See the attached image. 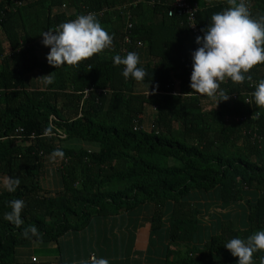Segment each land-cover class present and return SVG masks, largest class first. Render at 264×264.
Here are the masks:
<instances>
[{"label":"trees","instance_id":"trees-1","mask_svg":"<svg viewBox=\"0 0 264 264\" xmlns=\"http://www.w3.org/2000/svg\"><path fill=\"white\" fill-rule=\"evenodd\" d=\"M171 1L0 0V264H35L16 258L32 243L93 264H264V95L245 102L247 80L264 87V0H186L201 50Z\"/></svg>","mask_w":264,"mask_h":264},{"label":"built area","instance_id":"built-area-1","mask_svg":"<svg viewBox=\"0 0 264 264\" xmlns=\"http://www.w3.org/2000/svg\"><path fill=\"white\" fill-rule=\"evenodd\" d=\"M26 1V0H25ZM241 4L245 5V7L247 8L245 15L247 14V12L250 10V5L249 2L250 0H238ZM15 4L21 5L23 3V1L21 2H17L15 1ZM64 8V6H63ZM104 11L106 9H103ZM199 9L198 6L194 3H188L186 0H172L170 3V8L167 11V15L168 17H172V16H178V17H184L186 20V25L189 31V35L192 39L196 40L197 43V49L201 50L203 49L204 45H205V39L203 38L200 29L197 27V23H196V16L198 13ZM103 11L101 12H90L86 14V17L88 18H94L96 15L98 16H102ZM78 21L80 19H77ZM74 22L70 23V28L73 29L74 27ZM132 25L128 26V29H131ZM131 44H133V40L131 39V37L129 36V34H126L124 37V47L121 49L122 53L129 57V58H136L135 57V53L133 52H129L128 51V47L132 46ZM136 47H142V43L140 42H136L135 43ZM198 50H196V52L191 53L187 59V64L190 70H196L198 65L197 63L200 61L199 59V55H198ZM209 81L211 82H219L222 83L225 81V75L223 73H214V74H210L208 77ZM247 84H248V89H249V93H247V96L245 97V102L246 103H250L251 102V97L253 94L255 95H264V87L258 85L255 81L253 80H247ZM252 91V92H251ZM88 90L84 91V94L87 95L88 94ZM246 95V93H245ZM204 96H209V93L204 94ZM237 98V94H231L229 96L226 97L227 100H235ZM153 109H155V107H150L151 112L153 111ZM149 114V113H148ZM150 117V114H149ZM140 118L142 120L146 119V116H140ZM138 129V126L136 125L134 127V130L136 131ZM52 136L58 137L60 139L65 138V135L63 134V132L61 130H56V133L53 134ZM91 261H94V258L91 257L90 258ZM32 261H35V259L33 258Z\"/></svg>","mask_w":264,"mask_h":264},{"label":"crops","instance_id":"crops-1","mask_svg":"<svg viewBox=\"0 0 264 264\" xmlns=\"http://www.w3.org/2000/svg\"><path fill=\"white\" fill-rule=\"evenodd\" d=\"M43 53H45L48 56H49V54H54L55 56L57 55V52H55L53 50L48 51V52H43ZM208 101H211V100H208ZM143 230H144V232H142ZM117 231L118 230L115 228L114 232L118 233ZM148 239H149V225L146 224L144 227L140 228L136 233L135 240H134V250L145 251V249L148 245ZM74 244H76V241L74 242ZM61 245H62V243H60L58 245L52 243L51 245L47 246L44 249H38V251L35 248H32L35 246L20 247L17 249L18 251H17L16 258L19 262L28 261L30 259L32 261L33 258H36L37 260L35 261V264H93L94 261H90L91 257H94V260L96 262H98L97 258L99 257V255L97 254L95 256V250L90 251V254H88V255H87V251H85V253L83 255H81L82 257L73 253V251H72V253L69 251V256H66L63 254V252H60L58 249V246H61ZM37 254H39V255H37ZM62 257L69 258L68 262L65 261L63 263ZM104 258H105L103 260L104 263H100V264H108L107 257H104ZM110 264H112V263H110Z\"/></svg>","mask_w":264,"mask_h":264},{"label":"rangeland","instance_id":"rangeland-1","mask_svg":"<svg viewBox=\"0 0 264 264\" xmlns=\"http://www.w3.org/2000/svg\"><path fill=\"white\" fill-rule=\"evenodd\" d=\"M44 52V51H43ZM44 56H48V55H46L45 53H43L42 55L40 54V59H48V58H45ZM49 59H53V58H55L56 56L54 55V54H49ZM48 59V60H49ZM37 80H39V76H37ZM209 104V105H208ZM210 104H211V101H205V105H204V108L206 109V107H209L210 106ZM145 120V119H144ZM143 120V121H144ZM144 123H145V125H148L149 126V122H146V121H144ZM4 183H6V181L4 180V178H2L1 176H0V185L1 184H4ZM40 184H41V186H42V188L44 189V190H50L51 188H52V186H51V183H50V178H49V176L48 175H46L43 179H41V182H40ZM142 232H144V230L142 231ZM28 247H32V246H35V247H32V248H35L37 251H38V249H44V248H46L47 246H49V245H47V244H45V243H32V244H30V245H27ZM37 255H39V254H37Z\"/></svg>","mask_w":264,"mask_h":264},{"label":"clouds","instance_id":"clouds-1","mask_svg":"<svg viewBox=\"0 0 264 264\" xmlns=\"http://www.w3.org/2000/svg\"><path fill=\"white\" fill-rule=\"evenodd\" d=\"M15 1H17V2H21L22 0H21V1H19V0H14V3H16ZM27 1H31V0H27ZM24 2H25V0L23 1L22 4H24ZM22 4H21V5H22ZM17 5H18V4H17ZM31 138H32V137H31ZM93 258H94V257H93ZM90 261H91V260H90ZM33 262H35V261H33Z\"/></svg>","mask_w":264,"mask_h":264}]
</instances>
